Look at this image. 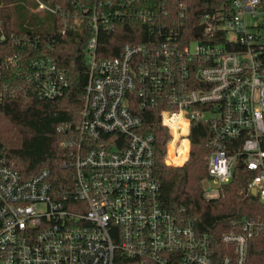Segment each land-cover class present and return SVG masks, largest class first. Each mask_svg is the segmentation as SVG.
I'll return each mask as SVG.
<instances>
[{
  "label": "built area",
  "instance_id": "built-area-1",
  "mask_svg": "<svg viewBox=\"0 0 264 264\" xmlns=\"http://www.w3.org/2000/svg\"><path fill=\"white\" fill-rule=\"evenodd\" d=\"M229 1L227 13L203 15L202 35L187 44L170 36L154 44L125 42L119 55L104 58L96 53L98 29L100 22L110 25L109 17L89 14L81 135L64 163L72 172L57 186L48 168L24 176L0 158V264H118V255L148 264H264V243L258 256L251 248L253 238L264 237V221L245 216L238 229L216 239L163 207L156 136L133 99L141 98L140 107L164 103L167 163L170 145L179 155L184 139L189 156L192 124L206 121L208 178L218 194L244 166L251 173L248 191L255 189L264 203V6ZM38 10L54 11L42 0ZM216 25L225 40L204 41ZM32 66L28 78L42 97H55L68 82L51 55L36 57Z\"/></svg>",
  "mask_w": 264,
  "mask_h": 264
},
{
  "label": "trees",
  "instance_id": "trees-1",
  "mask_svg": "<svg viewBox=\"0 0 264 264\" xmlns=\"http://www.w3.org/2000/svg\"><path fill=\"white\" fill-rule=\"evenodd\" d=\"M52 10H38V0H0V158L24 176L43 168L50 169L57 186L72 172L64 166L72 159L81 135L89 61L86 52L93 34L89 14L106 13L110 25L99 23L96 53L98 57L120 54L125 42L189 43L197 39L194 28L203 15L230 11L229 0H42ZM31 2V3H30ZM264 6V0H261ZM84 8L89 11L82 16ZM146 13V18L144 14ZM29 15L36 25L18 28V19ZM226 32L217 25L202 38L204 41H224ZM232 47V46H229ZM53 56L65 71L68 82L55 97H42L28 78L36 57ZM192 81V80H191ZM180 78L176 77V83ZM194 85V82H192ZM137 112L145 129L156 136L155 173L160 180L163 207L179 216L192 219L200 231L214 238L228 230L238 229L246 216L264 221V203L248 191L250 171L236 170L234 178L221 186L219 194L207 197L202 182L209 176L207 141L210 125L196 120L190 133L188 159L186 144L177 158L169 154L167 163L168 129L160 122L163 102H149L140 107L141 98L134 96ZM82 112V113H81ZM175 162H172V161ZM263 235L252 239V254L260 255ZM118 264H148L139 257L117 256Z\"/></svg>",
  "mask_w": 264,
  "mask_h": 264
},
{
  "label": "rangeland",
  "instance_id": "rangeland-1",
  "mask_svg": "<svg viewBox=\"0 0 264 264\" xmlns=\"http://www.w3.org/2000/svg\"><path fill=\"white\" fill-rule=\"evenodd\" d=\"M37 20L38 19L35 16L29 15L23 19L19 18L16 24L18 25V28L19 27L25 28V27L36 25ZM84 105H85V101H84ZM84 105H83V109H84ZM206 115L210 116L213 114L207 113ZM170 164L178 165L177 163H170ZM202 185H203V188L205 190L206 196L215 197L218 194V184L214 180L207 177L203 180Z\"/></svg>",
  "mask_w": 264,
  "mask_h": 264
},
{
  "label": "bare ground",
  "instance_id": "bare-ground-1",
  "mask_svg": "<svg viewBox=\"0 0 264 264\" xmlns=\"http://www.w3.org/2000/svg\"><path fill=\"white\" fill-rule=\"evenodd\" d=\"M183 144H186V154H185V156H184V158L182 160V161H185V159H187V157H188L189 146H190L188 139H184L183 142L181 143V145L179 147V149H180V154L179 155L174 154V151H173L174 145L173 144L170 145L169 154L172 153L175 158L179 157L181 155V148H182ZM172 162H175V161L173 160Z\"/></svg>",
  "mask_w": 264,
  "mask_h": 264
},
{
  "label": "water",
  "instance_id": "water-1",
  "mask_svg": "<svg viewBox=\"0 0 264 264\" xmlns=\"http://www.w3.org/2000/svg\"><path fill=\"white\" fill-rule=\"evenodd\" d=\"M203 27H204V24H201V25H198L194 28V34L197 35V36H201L202 35V30H203ZM241 165V164H239ZM252 193L253 194H256V190L253 189L252 190Z\"/></svg>",
  "mask_w": 264,
  "mask_h": 264
}]
</instances>
